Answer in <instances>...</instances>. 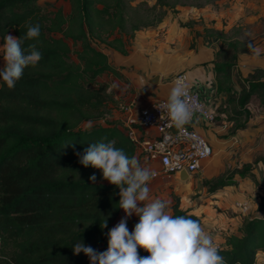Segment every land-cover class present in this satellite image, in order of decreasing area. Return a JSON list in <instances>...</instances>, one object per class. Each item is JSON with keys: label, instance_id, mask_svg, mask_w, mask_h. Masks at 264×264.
Here are the masks:
<instances>
[{"label": "trees", "instance_id": "16d2710c", "mask_svg": "<svg viewBox=\"0 0 264 264\" xmlns=\"http://www.w3.org/2000/svg\"><path fill=\"white\" fill-rule=\"evenodd\" d=\"M65 1L67 15L61 7L44 14L38 0H0V43L9 31L22 38L26 23L39 24L40 36L26 41L24 47L35 44L42 55L36 67L24 70L13 89L0 78V264H90L84 253L74 254L79 241L98 253L107 251L108 232L119 212V188L104 180L101 170L85 168L78 154L103 138L114 140L129 157L139 154L118 118L80 128L82 122H95L105 112L108 95L96 78L117 74L91 41L124 54L135 31L157 25L166 8L174 11V3H181ZM190 23L179 25L189 27ZM232 64L230 60L213 62L218 92L233 91ZM252 97L264 109L263 81L247 82L229 119L248 114L245 107ZM260 161L264 166V159ZM93 175L95 183L90 180ZM203 184L208 194L227 182L218 176ZM169 205V215L200 223L199 216L179 208L176 196ZM105 220L107 227L102 228ZM237 231L238 235L226 236L219 255L226 264H254V254H264V196ZM138 253L149 255L143 249Z\"/></svg>", "mask_w": 264, "mask_h": 264}, {"label": "rangeland", "instance_id": "374dc122", "mask_svg": "<svg viewBox=\"0 0 264 264\" xmlns=\"http://www.w3.org/2000/svg\"><path fill=\"white\" fill-rule=\"evenodd\" d=\"M130 2L132 5L143 2L150 6L154 0L138 2L130 0ZM179 2L181 3H174V11L170 8L165 9L172 25L163 29L155 28L156 25L151 28L157 30L158 39L168 43L170 48L176 49L177 54L189 55L196 52L198 46L201 48H199L200 52L204 45L212 50V62L233 61L230 70L233 91L226 94L215 90L213 96L216 110L213 122L215 130L212 140L208 141L211 155L203 162L200 170L179 185L168 184L165 182L168 177L160 174L158 178L149 182L151 191L149 199L144 203L162 199L169 201L170 204L176 196L181 206L188 210L198 203L207 204L208 200H216L213 207L217 212L229 214V216L237 215L238 219L250 217L255 212L259 197L264 196V166L260 161L264 159V109L252 97L245 107L248 114L242 115L237 120H230L229 112L237 107V97L241 89L247 87L248 81L254 79L264 82V0H179ZM50 3L53 5H49ZM38 4L44 14H48L54 7H61L63 14H68L69 6L65 0H38ZM157 11L159 9H156ZM149 17L154 18V15ZM185 22H191L190 26L179 25ZM142 29L149 28L139 30ZM178 30H181L182 34H179ZM169 31H171L170 34ZM166 34L172 36V39H166ZM91 44L96 49L107 53L109 61H113L110 47L97 41L93 43L91 41ZM253 49L256 51L254 52ZM3 53L4 49H0V68L5 63ZM204 63L206 61L201 64ZM113 76L105 73L96 78L98 83L105 86V92L108 95L105 112L95 122H82L80 128L88 129L97 122L106 123L115 115L125 111L129 100L124 97L123 78L120 77L117 80ZM206 80L212 82L214 87L216 86L214 70L211 69L206 73ZM244 164L248 165V168H244ZM141 166L144 167L142 164ZM218 176L224 177L227 182L224 186L227 188L225 194L219 195L216 199L209 198L203 182L212 181ZM227 196L232 199L231 202H224ZM237 202H245L247 209L245 211L238 209L235 205ZM124 216L123 210L120 209L116 218L113 219V227ZM138 221L139 217L133 214L127 219V225L133 228ZM218 230L223 229L219 227Z\"/></svg>", "mask_w": 264, "mask_h": 264}, {"label": "clouds", "instance_id": "9594fccd", "mask_svg": "<svg viewBox=\"0 0 264 264\" xmlns=\"http://www.w3.org/2000/svg\"><path fill=\"white\" fill-rule=\"evenodd\" d=\"M26 27V34L22 38L11 35L4 37L3 59L6 66L0 70V78L10 90L22 78L26 68L36 67L42 59L35 44L24 47L26 41L38 39L40 25L26 23ZM160 110L167 113L177 130L192 121L194 105L189 102L187 84L183 78L175 81ZM78 155L79 162L85 168L101 170L103 179L119 188L118 208L123 210L125 216L109 230L107 251L98 253L79 241L74 245L75 255L84 253L90 264H226L212 236L197 220L169 215L167 200L155 199L144 203L149 199L148 185L156 173L142 167L135 156L129 157L122 148H117L114 140L103 138L91 143L83 154ZM90 180L95 183L96 176H91ZM133 214L139 217V222L129 232L127 219ZM106 227L105 220L102 228ZM138 249H143L149 255L141 257Z\"/></svg>", "mask_w": 264, "mask_h": 264}, {"label": "crops", "instance_id": "0c3cea01", "mask_svg": "<svg viewBox=\"0 0 264 264\" xmlns=\"http://www.w3.org/2000/svg\"><path fill=\"white\" fill-rule=\"evenodd\" d=\"M135 1L138 2L139 0H134V2ZM169 25H172L170 16L166 14L155 28L160 27L163 29ZM171 31L175 32L174 30ZM171 31H169V34ZM180 31L181 30H178V33L182 34ZM156 33L157 30L152 28L135 31L133 38L130 39L129 44L125 46L126 52L124 54H120L111 48L112 52L110 55L112 56L113 61H109V55L105 53L108 63L114 68L115 72H117V74L111 75H114V79L117 80L120 77L123 78L122 89L124 97L126 100H129L128 105L125 107V111L113 117L118 118L121 122L127 117L129 111L135 112L153 99H168L170 91L174 87L168 82V79L173 73L179 70L187 71L188 76L192 80L194 89L200 92L201 95L206 91V73L211 69L214 70L212 50L203 45V49L200 52L199 50L201 48L198 46L196 52H192L189 55L187 53L180 55L176 53V49L174 50V48H170L168 43L160 41ZM169 34H166V39H172V36ZM6 35L14 37L12 31H9ZM4 43H0V49H3ZM205 61L206 63L202 65L201 63ZM154 75L159 76L158 82L154 85H149L146 81ZM188 125L198 133L202 134L207 141L212 140V135L215 130L213 124H206L198 117H195ZM138 131L143 133V135L148 136H153L155 134L153 129L139 128ZM161 180L163 181V179ZM165 182L172 185L184 183V181H178L172 178V176L168 177ZM226 189L227 188L222 187L214 192L208 193V197L216 199L219 195L225 194ZM237 192L236 195L238 196L239 190ZM230 200L232 201L228 196L224 198V202ZM216 202V200H208L207 204L198 203L196 206L188 210L179 203V208L199 216L200 224L205 232L215 236L214 238H217L222 246L226 236L229 234H239L237 229L240 226L242 219L247 217L238 219L239 216L237 215L232 214L229 216V214L225 215L217 212L215 207H213ZM167 211L168 214H170V208H168ZM111 226L113 228V221ZM219 227L223 230L219 231ZM133 228L131 229L133 230Z\"/></svg>", "mask_w": 264, "mask_h": 264}, {"label": "built area", "instance_id": "2783aa9c", "mask_svg": "<svg viewBox=\"0 0 264 264\" xmlns=\"http://www.w3.org/2000/svg\"><path fill=\"white\" fill-rule=\"evenodd\" d=\"M180 78L187 84L189 102L194 105L192 120L198 117L206 124H213L216 117L213 99L216 86L214 87L212 82H207L206 91L201 95L194 89L192 80L185 70L173 73L168 82L174 86L175 81ZM166 101V98L153 99L137 111H129L122 122L123 132L135 144L136 152L139 154L138 161L156 173L154 178H158L160 174L170 177L179 171L186 172L190 178L211 155V148L206 138L188 124L180 130L174 127L167 113L160 110ZM171 127L175 128L174 132L170 130ZM139 128L153 129L155 134L143 135L138 131ZM235 205L242 211L247 209L245 202H237ZM212 238L219 250L221 243ZM254 264H264V254L261 251L254 254Z\"/></svg>", "mask_w": 264, "mask_h": 264}, {"label": "water", "instance_id": "95a60500", "mask_svg": "<svg viewBox=\"0 0 264 264\" xmlns=\"http://www.w3.org/2000/svg\"><path fill=\"white\" fill-rule=\"evenodd\" d=\"M158 79H159V76L158 75H154L150 79H148L146 82L149 85H154V84H156L158 82ZM170 130L172 132H174L175 128L171 127ZM172 178H174V179H176L178 181H186L188 179V176H187L186 172L179 171V172H176L175 174H173Z\"/></svg>", "mask_w": 264, "mask_h": 264}]
</instances>
